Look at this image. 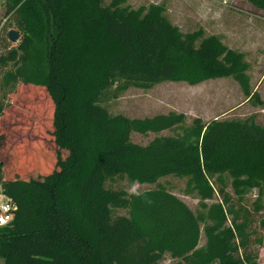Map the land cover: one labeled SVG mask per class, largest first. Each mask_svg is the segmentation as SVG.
<instances>
[{
	"label": "trees",
	"instance_id": "trees-1",
	"mask_svg": "<svg viewBox=\"0 0 264 264\" xmlns=\"http://www.w3.org/2000/svg\"><path fill=\"white\" fill-rule=\"evenodd\" d=\"M247 1L264 10V0ZM125 2L4 0V17L21 37L13 46L0 37V119L19 85L42 90L55 150L52 170L39 157L36 169L21 173L7 133L0 137V190L16 204L0 228L3 264H158L165 253L177 264H257L251 246L262 244L255 223L264 229V126L199 117L186 125L178 112L129 118L98 104L116 82L124 91L225 77L261 104L245 55L202 29L181 33L160 4ZM132 133L156 136L139 145ZM168 175L187 179L197 211L161 186L131 195L105 188L115 176L153 184ZM252 190L249 207L243 201ZM113 208L127 214L113 217Z\"/></svg>",
	"mask_w": 264,
	"mask_h": 264
},
{
	"label": "rangeland",
	"instance_id": "rangeland-1",
	"mask_svg": "<svg viewBox=\"0 0 264 264\" xmlns=\"http://www.w3.org/2000/svg\"><path fill=\"white\" fill-rule=\"evenodd\" d=\"M110 0H103L104 5ZM160 4L164 8V19L178 27L181 33L202 29L204 36H219L227 47L243 53L249 64L247 72L251 90L259 95L260 103L248 100L236 82L230 78L208 79L195 85L183 82H160L150 88L128 87L120 89L121 82L110 85L100 96L98 104L107 109L111 115L120 114L129 118L151 117L158 114L178 112L185 115L186 125L192 118L199 117L204 123L211 119L220 121L245 119L253 120L264 126V10L247 0H126L125 5L131 9L140 6ZM0 37H6L10 30H15L21 37V31L12 18L4 17V0H0ZM7 40V39H6ZM8 42V46L16 43ZM1 46V44H0ZM10 106L0 119V137L5 132L8 144L21 164V173H28L42 164L52 170L49 155L54 156L51 137V103L42 90H30L19 85L8 95ZM159 134H171L163 131ZM155 134L138 135L132 133V142L145 145ZM4 139V138H3ZM2 140V138H1ZM39 163V164H38ZM45 172V171H44ZM186 178L168 175L160 177L155 183H131L126 178L115 176L105 182V188L124 191L128 195L139 194L146 190L163 187L178 197L193 212L198 210V199L195 195L185 193ZM228 191L232 189L228 186ZM1 191V190H0ZM257 191L252 190L244 198L245 204L252 207ZM213 200L207 201L210 204ZM261 203L264 204V195ZM123 209H112V216H124ZM260 216V215H258ZM256 216V219H258ZM257 236L262 244H254L251 250L258 255L257 264H264V229L255 223ZM205 239L200 236L199 246ZM158 264H177L168 253L163 254ZM0 264L3 260L0 258Z\"/></svg>",
	"mask_w": 264,
	"mask_h": 264
},
{
	"label": "built area",
	"instance_id": "built-area-1",
	"mask_svg": "<svg viewBox=\"0 0 264 264\" xmlns=\"http://www.w3.org/2000/svg\"><path fill=\"white\" fill-rule=\"evenodd\" d=\"M15 211L16 204L0 191V228L12 222Z\"/></svg>",
	"mask_w": 264,
	"mask_h": 264
},
{
	"label": "water",
	"instance_id": "water-1",
	"mask_svg": "<svg viewBox=\"0 0 264 264\" xmlns=\"http://www.w3.org/2000/svg\"><path fill=\"white\" fill-rule=\"evenodd\" d=\"M7 40L12 43H16L19 40V33L15 30H10L7 33Z\"/></svg>",
	"mask_w": 264,
	"mask_h": 264
}]
</instances>
